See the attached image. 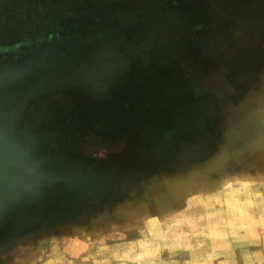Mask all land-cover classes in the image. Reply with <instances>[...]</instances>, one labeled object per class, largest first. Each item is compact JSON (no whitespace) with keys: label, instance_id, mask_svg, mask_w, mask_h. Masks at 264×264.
<instances>
[{"label":"rangeland","instance_id":"374dc122","mask_svg":"<svg viewBox=\"0 0 264 264\" xmlns=\"http://www.w3.org/2000/svg\"><path fill=\"white\" fill-rule=\"evenodd\" d=\"M173 1L0 0L71 35L0 75V264H264V0Z\"/></svg>","mask_w":264,"mask_h":264},{"label":"flooded vegetation","instance_id":"af4514ba","mask_svg":"<svg viewBox=\"0 0 264 264\" xmlns=\"http://www.w3.org/2000/svg\"><path fill=\"white\" fill-rule=\"evenodd\" d=\"M150 5L156 3L158 5H174L176 2L173 0H149L148 2ZM161 7V6H160ZM159 7V10H160ZM120 19L123 21L131 19H142L148 14L145 12H140L139 9H137L135 12H123L121 13ZM109 15V14H108ZM107 15V16H108ZM109 17V16H108ZM61 24V23H60ZM65 25H52L49 28H43L41 30H38L34 32L31 35L24 36L19 40V43L15 47H0V75L4 74L8 69L17 65L22 59H37L39 50L46 46L47 43H52L55 41H61L63 39H68L71 37V35L65 36L63 35V28L65 29ZM59 113L57 112V115ZM72 120L74 121L75 117L74 115H70ZM69 120V119H68ZM75 121L78 124V127H82V124L75 119ZM61 134L63 135V128L62 124L59 121Z\"/></svg>","mask_w":264,"mask_h":264}]
</instances>
